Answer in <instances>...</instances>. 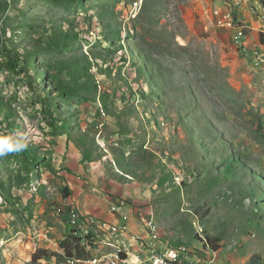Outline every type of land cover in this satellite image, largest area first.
Masks as SVG:
<instances>
[{
  "label": "rangeland",
  "instance_id": "obj_1",
  "mask_svg": "<svg viewBox=\"0 0 264 264\" xmlns=\"http://www.w3.org/2000/svg\"><path fill=\"white\" fill-rule=\"evenodd\" d=\"M9 50L0 138L37 161L0 162V264H116L120 236L78 248L67 223L118 201L188 264H264V0H0Z\"/></svg>",
  "mask_w": 264,
  "mask_h": 264
},
{
  "label": "built area",
  "instance_id": "obj_2",
  "mask_svg": "<svg viewBox=\"0 0 264 264\" xmlns=\"http://www.w3.org/2000/svg\"><path fill=\"white\" fill-rule=\"evenodd\" d=\"M213 1L214 7H218V1H226L231 4L233 0ZM214 20L217 21L219 28L235 31L234 44L237 45V48L247 49L246 41L239 39V32H246L247 30L230 29V21H240L234 13L230 16H216ZM123 206L126 205L120 201L111 206L110 219H114L115 223L96 219L93 216L83 215L76 207H73L69 215L67 214V225L70 235L81 237V247L78 248H82L87 240L105 239L106 241L114 242V232L116 230H124L120 257H112L109 259L116 264H188L186 260L191 253L188 247L185 244L173 246L171 242L160 243L164 236H162L160 231H154L153 226L149 225L148 222L139 234L132 233L129 230L128 223L130 214L123 213ZM186 254L187 257L185 258ZM99 258L103 257H96L94 262H97ZM213 261L211 260L204 264H214Z\"/></svg>",
  "mask_w": 264,
  "mask_h": 264
},
{
  "label": "trees",
  "instance_id": "obj_3",
  "mask_svg": "<svg viewBox=\"0 0 264 264\" xmlns=\"http://www.w3.org/2000/svg\"><path fill=\"white\" fill-rule=\"evenodd\" d=\"M23 56L19 53L9 50L8 53H6L5 58L1 59L0 62V71H6L12 76H19L22 78L27 79V72L25 67L22 63ZM0 160L4 162L10 163V165H17V167L21 166L22 171H20L21 176H24V174H27L29 176L30 173L33 171L32 163L37 161V156L35 155V150L31 149L28 146H21V149H16V151H12L9 153H4L3 155H0ZM234 163V162H233ZM241 164L240 162H238ZM229 163H227V166ZM243 166V163L241 164ZM230 166H228L229 168ZM233 167V166H232ZM237 167V165H234L233 168ZM229 170V169H228ZM233 170V169H232ZM28 178V177H25ZM0 185L4 186V183L0 181ZM5 187V186H4ZM6 188V187H5ZM65 199H68L71 196V189L68 187H65L64 191ZM81 239H78L77 242H79ZM67 259L74 258L73 251L69 252ZM259 257L255 256L251 259V262L249 264H257Z\"/></svg>",
  "mask_w": 264,
  "mask_h": 264
},
{
  "label": "clouds",
  "instance_id": "obj_4",
  "mask_svg": "<svg viewBox=\"0 0 264 264\" xmlns=\"http://www.w3.org/2000/svg\"><path fill=\"white\" fill-rule=\"evenodd\" d=\"M12 151H16V148H15V145L13 144V143H11L10 142V139L9 138H7V137H3V138H0V155H3L5 152H12ZM197 222L199 223V225H200V220L199 219H197ZM196 223V222H195ZM195 223H194V226H195ZM195 228H196V231H197V237L199 238V239H202L201 238V236H200V234L198 233V229H197V227L195 226ZM200 228H202L201 226H200ZM203 229V228H202ZM204 230V229H203ZM204 234H205V231H204ZM203 234V235H204ZM204 237V236H203ZM202 240H205V243L206 244H208V241H207V239L205 238V239H202ZM204 243V244H205ZM208 257V256H207ZM216 259H217V257H216ZM212 260H214L213 262L216 264V260H215V257L213 256V259ZM208 261H211L209 258H208ZM207 261V262H208ZM204 263H206V262H204ZM204 263H201V262H197V263H195V264H204ZM194 264V263H193Z\"/></svg>",
  "mask_w": 264,
  "mask_h": 264
},
{
  "label": "bare ground",
  "instance_id": "obj_5",
  "mask_svg": "<svg viewBox=\"0 0 264 264\" xmlns=\"http://www.w3.org/2000/svg\"><path fill=\"white\" fill-rule=\"evenodd\" d=\"M229 16V15H228ZM239 39H242V36L241 37H239ZM156 231V230H155ZM114 234H116V235H118V236H120V239H119V242H120V248H119V252H121V246L123 245V240H122V236H123V234H124V230H116L115 232H114ZM122 237V238H121ZM116 254V253H115ZM113 257H120V254L118 255V254H116L115 256H113Z\"/></svg>",
  "mask_w": 264,
  "mask_h": 264
},
{
  "label": "crops",
  "instance_id": "obj_6",
  "mask_svg": "<svg viewBox=\"0 0 264 264\" xmlns=\"http://www.w3.org/2000/svg\"><path fill=\"white\" fill-rule=\"evenodd\" d=\"M241 17H243V15H241ZM239 18H240V16H239ZM242 20H244V19H243V18H242V19L240 18V21H241V22H243ZM244 21H245V20H244ZM245 22H246V21H245ZM243 23H244V22H243ZM246 23H247V22H246ZM0 162L3 163L4 161H1V160H0ZM11 178H12V177H10V181H11ZM2 183H3V182H2ZM0 193H1V190H0ZM1 194H2V193H1ZM123 210H124V209H123ZM124 211H125V210H124ZM125 212H126V211H125ZM109 216H110V215H109Z\"/></svg>",
  "mask_w": 264,
  "mask_h": 264
}]
</instances>
